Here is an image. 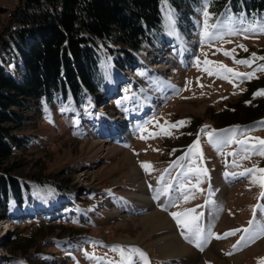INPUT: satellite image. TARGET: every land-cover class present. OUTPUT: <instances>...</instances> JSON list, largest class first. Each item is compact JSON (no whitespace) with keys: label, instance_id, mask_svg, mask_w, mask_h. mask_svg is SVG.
Wrapping results in <instances>:
<instances>
[{"label":"rangeland","instance_id":"obj_1","mask_svg":"<svg viewBox=\"0 0 264 264\" xmlns=\"http://www.w3.org/2000/svg\"><path fill=\"white\" fill-rule=\"evenodd\" d=\"M24 1L0 0V35ZM181 8L193 26L191 34L179 24L180 10L164 8L166 36L153 47L145 45L130 60L103 59L108 84L78 108L86 119L81 125L76 127L67 107L56 109L49 119L36 110L25 111L26 123L17 133L30 134L33 142L10 161L17 164L12 173L18 180L32 184L33 198L25 193L22 207L12 200L10 212L0 213V264L264 261V225L259 224L264 187L258 182L264 173L257 171L264 169V144L259 143L264 140V12L251 17L230 11L215 18L207 6L195 16L182 2ZM175 31L189 45L185 63L179 46L172 44ZM14 59L7 50L0 53V64L23 80ZM167 62L172 63L169 69ZM118 97L119 103L137 101L140 106L119 108L118 118L105 119L102 105L114 104ZM196 141L199 150L190 152ZM143 163L151 168L146 171ZM55 180L74 197L55 195L50 186ZM207 181L220 199L212 196L207 202L215 199L212 208L218 211L206 224L210 207L202 218L200 207L193 216L189 208L203 204L210 193ZM156 212L176 221L177 228L147 229L144 220H153ZM172 213H179L181 221L184 213L182 222L191 230L180 226ZM233 230L234 235H227ZM165 235L176 236L194 254L164 257L159 238ZM208 239L214 241L211 247Z\"/></svg>","mask_w":264,"mask_h":264},{"label":"trees","instance_id":"obj_2","mask_svg":"<svg viewBox=\"0 0 264 264\" xmlns=\"http://www.w3.org/2000/svg\"><path fill=\"white\" fill-rule=\"evenodd\" d=\"M186 1L194 16L203 6L215 18L230 11L251 17L264 12V0H25L16 8L0 35V53L9 51L24 69L23 80H17L0 64V213L10 212L11 200L22 207L25 193L32 199V184L18 180L12 173L17 164L10 161L33 142L30 134L17 133L26 123L25 111L49 119L67 107L76 127L81 125L86 119L78 108L107 84L103 59L130 60L145 44L155 45L166 36L164 8L177 13ZM117 106L107 103L104 109L115 115ZM54 182L55 195L74 197Z\"/></svg>","mask_w":264,"mask_h":264},{"label":"bare ground","instance_id":"obj_3","mask_svg":"<svg viewBox=\"0 0 264 264\" xmlns=\"http://www.w3.org/2000/svg\"><path fill=\"white\" fill-rule=\"evenodd\" d=\"M136 172L133 174V177H135V179L138 175V173H136ZM212 206H209L211 209V210L209 209L210 212H207V209L209 207L206 208V212L208 215L207 217L209 218V220L211 219L212 215H215V213H217V211H218L216 208H212ZM212 209H214L215 211ZM209 213H210V215H209ZM153 217H154L153 220L145 219L144 220L145 222L143 223L147 229L151 228L150 229L151 232H155V231L157 232L158 230L159 231L172 230V232H173V229H176L175 225H174V221L172 222L171 221L172 219L170 220L166 214L156 212L153 215ZM259 224L261 227H263V225H264L263 214H262V222ZM148 225L150 226L149 228H148ZM159 239L158 240L159 241L162 240V243H163L159 246V249H160V252L163 254L164 257L172 256V255H178V254L180 255L181 253H182V255H183V253H191V252L193 253L192 249L188 245H186L185 243L180 241V239L178 240V238L176 236L173 237L171 235H169V236L165 235V236L160 237ZM208 241H209L208 246L211 247L214 244V241L211 239L210 240L208 239Z\"/></svg>","mask_w":264,"mask_h":264},{"label":"snow or ice","instance_id":"obj_4","mask_svg":"<svg viewBox=\"0 0 264 264\" xmlns=\"http://www.w3.org/2000/svg\"><path fill=\"white\" fill-rule=\"evenodd\" d=\"M241 47H242V46H241ZM246 50H247V49H245V51H246ZM225 55H229V53H228V52H225ZM261 59H264V57H261ZM236 63H237V64H249V61H246V60H237ZM220 67L223 68V69H225L227 72H233L232 69H229V68H227V67L224 66V65H221ZM262 70H264V66H262ZM206 71H207V69H206ZM210 74H211V73H210ZM235 74H236V75H241L240 73H235ZM245 75H247V74H245ZM225 78H226V77H225ZM261 94H264V93H261ZM179 123L182 125V124L185 123V122L181 121V122H179ZM173 127H175V125H173ZM240 143H244V142L241 141ZM259 143H260V144H264V140H260ZM199 147H200V146H199V141H196V142L194 143V145L191 146V148H190L189 151L191 152L192 149H197V150H199ZM201 155H202V153H201ZM260 155H264V151H262V152L260 153ZM141 166H142L146 171L149 170V169L151 168V165L148 164V163H143ZM253 171H254L253 169H247V170H246V173H247V172H253ZM257 171H259V172H261V173H264V169H258ZM246 173H245V174H246ZM253 182L255 183V182H257V181L254 179ZM258 182L260 183V186H261V187H264V176L260 177V179H259ZM185 199H187V197H185ZM192 211H194V209H190V210H189V212H192ZM172 215H173V218L177 220V223H178L179 225H182L183 227H185V228H189V230H191V228L189 227V225H187V224H183V222L179 219V216H180L179 213H172ZM194 219H195V218H194ZM250 223H251V222H250ZM199 231H200V229H199V228H196V232L199 233ZM236 231H237V230H233L232 232L228 233L227 235H234ZM244 231H247V229H244ZM182 234H183V233H182ZM185 238H187V237H185ZM217 238H220V237H217ZM197 246H199V245H197ZM133 251H134V252H138L139 255H140L141 257H146V254L143 253L142 251H140L139 249H133ZM122 254H123V252H122ZM261 264H264V261H262Z\"/></svg>","mask_w":264,"mask_h":264}]
</instances>
